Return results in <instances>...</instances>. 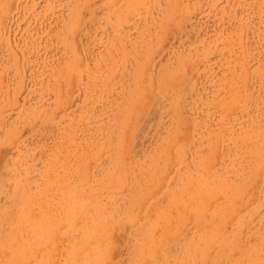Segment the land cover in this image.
Instances as JSON below:
<instances>
[{"label":"rangeland","instance_id":"rangeland-1","mask_svg":"<svg viewBox=\"0 0 264 264\" xmlns=\"http://www.w3.org/2000/svg\"><path fill=\"white\" fill-rule=\"evenodd\" d=\"M0 264H264V0H0Z\"/></svg>","mask_w":264,"mask_h":264}]
</instances>
